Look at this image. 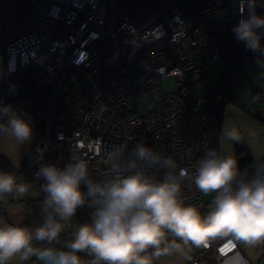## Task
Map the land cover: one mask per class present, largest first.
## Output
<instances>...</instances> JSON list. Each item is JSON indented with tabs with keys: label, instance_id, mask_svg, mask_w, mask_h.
Returning a JSON list of instances; mask_svg holds the SVG:
<instances>
[{
	"label": "built area",
	"instance_id": "built-area-1",
	"mask_svg": "<svg viewBox=\"0 0 264 264\" xmlns=\"http://www.w3.org/2000/svg\"><path fill=\"white\" fill-rule=\"evenodd\" d=\"M256 11L264 15V8ZM240 15L238 0H0V103L26 113L34 127L18 179L41 187L39 163L63 167L73 154L92 179H102L108 151L119 144H144L171 157L173 178L194 174L218 145L217 116L202 112L198 93L206 63L226 62L235 74L255 57L232 34ZM165 79L176 91H161L140 116L135 100ZM168 171L151 175L162 181ZM179 182L185 205L206 215L193 180ZM90 211L78 209L70 237L53 246L62 247ZM179 241L166 234L161 250ZM190 264L254 263L239 241L209 237Z\"/></svg>",
	"mask_w": 264,
	"mask_h": 264
},
{
	"label": "clouds",
	"instance_id": "clouds-1",
	"mask_svg": "<svg viewBox=\"0 0 264 264\" xmlns=\"http://www.w3.org/2000/svg\"><path fill=\"white\" fill-rule=\"evenodd\" d=\"M258 7L264 8V0H238L241 15L232 34L255 54L264 73V15L257 13ZM0 135L19 145L30 142L28 115L0 103ZM224 139L239 143L242 137L231 129ZM108 156L109 167L99 180L89 176L87 164L74 154L63 167L40 162L35 176L43 181V222L35 229L0 226V264L17 255L21 260L34 256L39 264H153L154 258L167 254V248L161 250L166 234L197 247L209 237H230L249 246L264 243V158L254 157L242 172L233 155L209 149L194 174L181 171L173 178L175 160L147 145L131 150L126 144L112 145ZM161 168L169 171L158 181L151 172ZM182 179H192L204 195L214 194L206 215L185 205ZM26 191L15 176L0 172V196ZM85 206L91 210L88 221L80 223L62 247L53 246L62 222L71 221ZM81 252L91 261L82 259Z\"/></svg>",
	"mask_w": 264,
	"mask_h": 264
},
{
	"label": "rangeland",
	"instance_id": "rangeland-1",
	"mask_svg": "<svg viewBox=\"0 0 264 264\" xmlns=\"http://www.w3.org/2000/svg\"><path fill=\"white\" fill-rule=\"evenodd\" d=\"M251 62H254L252 59ZM228 65L226 62H221L219 64L206 63L205 75L198 85V93L201 98L205 100V105L201 107L202 112L207 108V99L211 97L212 92L217 90L219 83L222 81L223 72L228 71ZM244 73V74H243ZM240 72V75H243V79L233 83V91H236V98L239 99V102L243 107L249 105L251 102L252 96L251 90L261 92V95H264V89L260 86L257 89L254 88V84H257V76L253 70L246 72ZM249 84V90H243L245 84ZM261 84V82H259ZM165 94H172L176 91V87L172 80L165 79L162 80L159 84V88L149 92L145 95L140 96L135 100V107L140 116H145L148 113V105L159 96L160 92ZM224 93V89H223ZM239 97H238V96ZM215 101L219 102L218 97H215ZM20 184L26 187L27 191L23 195H12L5 194L2 196V204H10L9 210L7 212V221L10 225L22 226L24 223V204L27 201L37 200L40 197L41 187L38 183L22 179L19 181ZM204 203L209 212L212 207V200L214 194L204 195L202 194ZM239 247L243 254L250 259L254 264H264V243L257 244L255 246H249L239 241ZM34 259L35 257H29V259ZM192 259V244L191 242L185 244L182 240L170 247L167 250V254L161 255L159 258L153 259V264H190ZM32 261H30L31 264Z\"/></svg>",
	"mask_w": 264,
	"mask_h": 264
},
{
	"label": "crops",
	"instance_id": "crops-1",
	"mask_svg": "<svg viewBox=\"0 0 264 264\" xmlns=\"http://www.w3.org/2000/svg\"><path fill=\"white\" fill-rule=\"evenodd\" d=\"M251 61L252 59L246 63L241 71L238 72L233 83L236 80L239 82L243 79V75L239 76L240 72H245V74H247L246 72L253 70L257 76L258 82L257 84H254V88L257 89V87L260 86L262 89H264V73H262L261 69L257 67L255 59L254 62ZM259 82H261V84ZM232 89L233 84L231 87L230 96L228 99H225L221 111V122L217 145L218 154L221 156L233 155L235 158L233 142L226 141L224 139V133L231 129H236L242 137L241 142L246 144L248 152L253 160L254 157L264 158V95H261V92L259 91L251 90V94L254 96V98H251L249 105L243 107L239 102V99L235 96L236 91L234 93ZM242 89L250 91L249 84L246 83L245 87ZM220 102H223V98L220 100ZM17 111L20 112L19 110ZM30 123L32 126V137L30 142H27L23 145L17 144L14 140L8 138L7 136L0 135V158L5 160L11 166L14 171L12 175L15 177L16 171L21 168L32 149L34 127L31 119ZM16 179L18 182L20 181L18 177ZM2 196H0V201ZM30 261H32L31 264H39V261H37L36 258H32L31 260H21L19 255L14 256L8 262V264H30Z\"/></svg>",
	"mask_w": 264,
	"mask_h": 264
},
{
	"label": "trees",
	"instance_id": "trees-1",
	"mask_svg": "<svg viewBox=\"0 0 264 264\" xmlns=\"http://www.w3.org/2000/svg\"><path fill=\"white\" fill-rule=\"evenodd\" d=\"M230 71H231V69L229 68V71L223 72L222 81L219 83L217 90L215 92H212V94L210 95L211 97H209L207 99V108L204 111V114H206L207 116H212V115L217 116V119H218V135H219V129H220V122H221V111H222V107L224 105V101L226 99L225 97L230 96L233 81L239 72V71H237L235 74H231ZM204 75H203V77H204ZM203 77H202V79H203ZM231 79H233L232 83L229 86L228 90H226ZM223 89H224V93H223ZM216 96L218 97L219 102L215 101ZM223 97H224L223 102H220V100ZM233 150H234L235 158L238 161L239 168L243 172L245 169H247L252 164L253 158L249 154L247 146L244 142H239V143L233 142ZM216 151L218 153V149ZM0 172H6V173H10V174L14 173L11 166L2 158H0ZM18 175H19V170L16 171V178L18 177ZM43 199H44V193L41 189L40 197L37 200L25 202V204H24V223L21 227H27V228L35 229L36 227H38L43 222V216H44V213L42 211ZM9 206H10V204H2L0 202V226L10 225V223H8V221H7V212H8ZM62 223L64 225L63 231H62V233L59 237V240L57 242L67 240L71 234V228H70L69 221L62 222ZM57 242H55V243H57ZM37 246L38 247H45L47 245H37ZM196 250H197V246L192 245V252L194 253ZM80 256L82 257L81 254H80ZM89 258H90V260L92 259V257H90V256H89ZM82 259H84V258L82 257Z\"/></svg>",
	"mask_w": 264,
	"mask_h": 264
}]
</instances>
